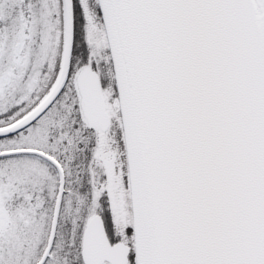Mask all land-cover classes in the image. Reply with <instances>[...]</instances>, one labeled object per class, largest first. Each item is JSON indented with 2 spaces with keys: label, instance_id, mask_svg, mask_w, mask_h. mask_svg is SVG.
I'll list each match as a JSON object with an SVG mask.
<instances>
[{
  "label": "snow or ice",
  "instance_id": "snow-or-ice-1",
  "mask_svg": "<svg viewBox=\"0 0 264 264\" xmlns=\"http://www.w3.org/2000/svg\"><path fill=\"white\" fill-rule=\"evenodd\" d=\"M0 264H264V0H0Z\"/></svg>",
  "mask_w": 264,
  "mask_h": 264
}]
</instances>
